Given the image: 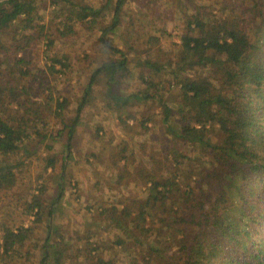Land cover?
Segmentation results:
<instances>
[{
	"label": "trees",
	"instance_id": "16d2710c",
	"mask_svg": "<svg viewBox=\"0 0 264 264\" xmlns=\"http://www.w3.org/2000/svg\"><path fill=\"white\" fill-rule=\"evenodd\" d=\"M54 1L58 4L59 0ZM61 1L63 5L56 16L60 21L55 28L60 37L74 35L78 23L99 17V10L81 1ZM125 1L116 0L112 24L102 29V34L117 27ZM237 1L250 5L233 19L224 17L214 21L215 15L210 12L196 13L188 25L197 34L180 37L179 52L173 61L164 65L158 58L142 61L141 66L148 72L140 77L145 88L137 94L123 96L120 91H114V84L121 83L116 74L121 71L127 74L128 61L121 50L102 41L106 50L121 58L105 63L91 74L77 114L67 124L63 118L67 100L55 97L47 76L65 72L68 63L49 57L50 63L44 71L48 75L44 76L31 59L21 55L41 39L46 42L47 54L51 51L54 42L48 35L50 23H41L36 0H0V189L16 188L15 168L19 163H11L8 155L15 154L32 137L45 138L38 125L46 126L43 113L50 109L61 126L54 136H65L64 148L70 152L79 112L87 104L97 77L106 73V95L122 104L121 108L129 105L131 99L157 100L166 113L162 121L178 142L175 144L205 151L209 156L206 161L200 158L204 162V175L192 182L191 175L184 173L189 157L172 148L175 164L166 180L148 178L146 198L134 201L131 211L126 205L120 213L118 208L110 210L111 220L124 232L131 234L130 230L134 229L146 234L152 231L157 212L170 204L171 210L175 209L172 225L178 229L179 240L172 245L176 248L172 262L166 264H264V0ZM219 10L229 11L226 7ZM245 16L247 19H243ZM165 74L174 82L170 86L178 90V105L174 108L150 92L152 79ZM33 87L38 89V94L36 91L33 94L45 96V105L37 101L23 105L22 98L30 99ZM177 115L179 119L172 123L170 116ZM116 117L126 130H131L120 114ZM209 125L225 127L218 144L206 137ZM142 128L146 129L144 125ZM44 160L45 167L53 171L55 156ZM63 188L59 183L57 196L48 207L41 201L42 187L28 200L26 212L34 225L0 229V264H9L3 259L20 253L25 242L38 238L31 234L33 226L42 223L43 214L53 220V207L60 200L59 192ZM45 231L39 246L31 243L40 252L39 264H64L60 230L47 225ZM132 238L136 240L135 236Z\"/></svg>",
	"mask_w": 264,
	"mask_h": 264
},
{
	"label": "rangeland",
	"instance_id": "374dc122",
	"mask_svg": "<svg viewBox=\"0 0 264 264\" xmlns=\"http://www.w3.org/2000/svg\"><path fill=\"white\" fill-rule=\"evenodd\" d=\"M72 1H81L99 10L97 20L78 23L74 35L60 37L55 31L60 21L56 16L63 2L36 0L41 23H50L48 35L54 42L53 47L47 54L46 42L41 39L21 52L22 56L33 61L35 69L43 70L44 76L48 75L44 71L50 63L49 57L68 63L65 72L47 76L55 97L67 100L63 114L67 124L77 114V106L91 74L105 63L121 58L106 50L102 41L121 50L128 61L127 74L124 75L123 71L116 74L121 83L114 84V91H120L123 96L137 94L145 88L140 77L148 72L141 62L158 58L164 65L173 61L179 52L180 37L197 34L195 28L188 25L196 13L204 15L210 12L215 15L214 21L224 17L233 19L243 14L250 5L237 0H126L117 27L102 34V29L106 30L112 24L116 0ZM221 7H226L229 14L221 12ZM96 81L87 104L79 112L70 152L67 153L64 148L65 136H54L61 126L52 114L53 109H50L43 113V119L48 122L46 126L38 125L45 138L32 137L23 142L22 148L15 154L8 155L11 163H19V166L15 168L16 188L11 191L0 189V229L34 225L33 218L26 212L28 200L42 187L41 201L50 206L60 183L64 188L59 192L60 200L54 204L53 220L42 215V223L33 226L35 229L31 234L38 238L31 243L39 246L46 235L45 226L50 225L62 234L64 264L172 262L171 255L176 250L172 245L179 237L177 227L172 225L175 209L172 211L170 204L157 212V218L151 225L152 231L146 234L134 229L130 230L131 234L120 230L111 220L109 211L118 208L120 213L125 205L131 211L134 201L146 198L149 184L145 181L148 178L155 176L161 181L166 180L175 164L172 148L189 157L185 161L184 173L191 175L192 182L204 175V162L200 158L206 161L209 156L205 151L197 152L175 144L178 142L163 123L166 113L157 100L131 99L129 105L121 108L122 104L115 103L106 95V73L100 74ZM171 84L174 82L167 74L149 83L150 92L156 93L168 107L174 108L178 105V90ZM35 91L38 94L37 87H33L30 99L22 98L24 106L31 105L32 101L46 104L45 96L33 94ZM119 114L131 130L125 129L116 117ZM177 116H170L169 120L176 123ZM224 128L223 125H209L206 128L208 141L218 144ZM47 145L49 149H46ZM49 156L56 158L53 171L45 167L44 159ZM124 225L129 227L127 222ZM134 236L136 240L132 238ZM117 241L123 244L116 245ZM31 243L25 242L20 253L4 258V262L39 264L40 252Z\"/></svg>",
	"mask_w": 264,
	"mask_h": 264
}]
</instances>
